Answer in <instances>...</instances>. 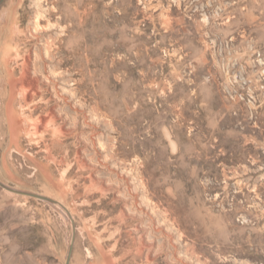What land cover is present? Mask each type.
<instances>
[{
	"label": "rangeland",
	"instance_id": "374dc122",
	"mask_svg": "<svg viewBox=\"0 0 264 264\" xmlns=\"http://www.w3.org/2000/svg\"><path fill=\"white\" fill-rule=\"evenodd\" d=\"M59 1L81 54L77 28L59 55V29L34 39L38 0L0 5V181L72 218L0 186V264H66L74 236L70 264H182L143 209L178 257L264 264V0Z\"/></svg>",
	"mask_w": 264,
	"mask_h": 264
},
{
	"label": "bare ground",
	"instance_id": "6f19581e",
	"mask_svg": "<svg viewBox=\"0 0 264 264\" xmlns=\"http://www.w3.org/2000/svg\"><path fill=\"white\" fill-rule=\"evenodd\" d=\"M49 1L48 0H38V4H37L38 13H37V16H36V22H34V23H36L35 26L37 28V33L35 35H33L34 39L39 40V38H40L39 33H44V32H49V31L52 32L55 29H59L60 30L59 31L60 35L57 37L58 42L56 41V39H52V42H50L48 44V46H47V50H48L47 53L49 55H51L52 53L54 55L55 54L59 55V54H62V52L63 53L65 52L64 48L68 44V40H69L68 38L71 37L70 32H72L75 28H77L78 32L80 33V36H79L80 38H79L76 46L73 47V54H77V55L81 54V51H85L86 50V46H87V43L89 41V39L87 37V34H86V31H85V28L75 25L72 28L73 30H71V31L69 30L68 31L69 33L65 34V32H67V29L63 30L64 26H62V23H64L65 21H68V20H70V21L74 20V18L72 16L73 14H69L67 16H64V13H61V16L59 18V16L57 15L60 12L59 6L57 7L55 5V6H50L48 8V6L46 7V3L49 2ZM60 3H62V0H60L58 2V5H60ZM80 9H81V3H77V7L75 8L74 13L80 14L81 15V22H83L85 20V16H84L85 12L82 13V11ZM56 15L58 16L57 17L58 21L56 23H53L52 20H51V17H53V16L56 17ZM43 21L46 22L45 23L46 25L45 24L44 25L41 24V22H43ZM47 53H46V55H47ZM43 55H44V53H43ZM82 55H83V53H82ZM40 57L41 56L38 53H33L31 50H28L27 53H26V56L24 58V63H23L24 70H23V73H22L23 74L22 79L20 80V82L19 81L18 82H14L13 81L11 83V87H12L14 92H15V90H18V88L21 89V91L23 90L22 93H24V96H22V97H25V99L27 101H31L33 99V97L35 96V94H37L39 92V84H40V79L39 78L40 77L39 78L32 77L31 76V69H32V61L33 60L34 61H40ZM42 58L46 61V59L44 57H42ZM81 59L84 61L83 57ZM8 61L9 60H7V62ZM61 63H62V60H61ZM25 99H23V100H25ZM12 100H13V96H12ZM12 100H11V102L9 104V118H10V121H11V127L14 130V132H16V130L20 126V122L16 119V117L13 114V111H12ZM51 117L55 121L56 117L54 115H52V114H51ZM47 122H48V117H43V121H42V125H44L43 128L47 127L46 126ZM16 136H17V134L15 133L14 137H16ZM64 212L68 216H70V218H72V214L70 213V211L67 208H65ZM143 212L146 213V215H148L151 218L152 224H153L152 226H154L153 228L156 229V231H158V233L162 234L164 239H166V241H168L170 245L174 246V250H175L174 251V255H175V257H177V262L179 261L182 264H195L198 261L199 258L197 256V252H196L195 246H193L190 249H188V253L186 254L185 258H182V256L178 257L179 245H176V244L173 243V236L174 235L171 233L170 230H168V228H170V227L173 228L175 226H178L176 221H173V220L171 221V220H167L166 219V220H164L162 223H160L158 225L156 219L153 217V214L150 215V212H148L146 209H143ZM141 236H143V235H141ZM144 236H145V234H144ZM140 239H142V238H140ZM141 243H142V246L141 245L140 246L143 247V248H144L145 245H149L152 248L155 246L153 243H151V242L148 243L147 241H145V242L141 241ZM143 248L141 249L139 247V249H141V250H143ZM149 251H151V248L149 249ZM107 259H108V261H107L106 264H113L110 261L109 258H107ZM147 259H148V257H147ZM149 262L152 263V264L156 263L155 257L154 258H149Z\"/></svg>",
	"mask_w": 264,
	"mask_h": 264
},
{
	"label": "water",
	"instance_id": "95a60500",
	"mask_svg": "<svg viewBox=\"0 0 264 264\" xmlns=\"http://www.w3.org/2000/svg\"><path fill=\"white\" fill-rule=\"evenodd\" d=\"M2 1L3 0L0 1V5H1ZM0 186L3 189H5V190H7V191H9L11 193H14V194H17V195H21V196H27V197L35 198V199H38V200H41V201H46V202H49V203H51L53 205L59 206L60 208L65 210V206H63L58 201H56L54 199H51L49 197H46V196H43V195H39V194H36V193L19 191L17 189H14V188H12L10 186H7V185L3 184L1 181H0ZM74 243H75V236L73 237V240H72L71 245H70V249H69V253H68L66 264H70L71 257H72V254H73Z\"/></svg>",
	"mask_w": 264,
	"mask_h": 264
}]
</instances>
